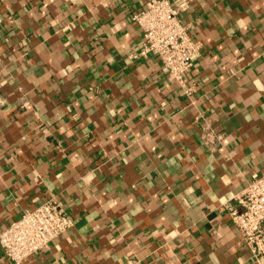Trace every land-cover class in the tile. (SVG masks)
<instances>
[{
  "label": "crops",
  "instance_id": "0c3cea01",
  "mask_svg": "<svg viewBox=\"0 0 264 264\" xmlns=\"http://www.w3.org/2000/svg\"><path fill=\"white\" fill-rule=\"evenodd\" d=\"M145 2L0 0V229L53 199L28 264H264L228 213L264 169V0H186L183 83L132 57Z\"/></svg>",
  "mask_w": 264,
  "mask_h": 264
},
{
  "label": "built area",
  "instance_id": "2783aa9c",
  "mask_svg": "<svg viewBox=\"0 0 264 264\" xmlns=\"http://www.w3.org/2000/svg\"><path fill=\"white\" fill-rule=\"evenodd\" d=\"M186 0H146L144 6L131 14L141 31V42L132 57L157 56L168 75L184 82L200 50V42L188 34L178 12ZM210 134H213L210 138ZM209 142L221 139V132L208 129ZM228 213L251 256L264 260V169L253 172L246 186L235 198ZM71 218L61 205L46 199L24 210L21 215L0 229V248L8 264H28L30 254L44 249L48 243L70 225Z\"/></svg>",
  "mask_w": 264,
  "mask_h": 264
}]
</instances>
